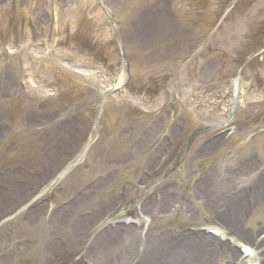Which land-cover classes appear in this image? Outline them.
<instances>
[{
  "label": "rangeland",
  "instance_id": "obj_1",
  "mask_svg": "<svg viewBox=\"0 0 264 264\" xmlns=\"http://www.w3.org/2000/svg\"><path fill=\"white\" fill-rule=\"evenodd\" d=\"M262 187L264 0H0V264H154L227 191L262 238Z\"/></svg>",
  "mask_w": 264,
  "mask_h": 264
},
{
  "label": "bare ground",
  "instance_id": "obj_2",
  "mask_svg": "<svg viewBox=\"0 0 264 264\" xmlns=\"http://www.w3.org/2000/svg\"><path fill=\"white\" fill-rule=\"evenodd\" d=\"M122 82L123 77L121 76L118 85L120 86ZM262 189L264 192V187ZM229 193L230 191H227V194L225 193L223 197L226 201L220 203L221 212L219 214L221 219H219V222H222L221 226L223 227L222 238L206 232L197 235L183 234L177 239L178 247H176L170 236L164 235V244L159 239L153 238L150 246V249H152L150 256L154 259V264H217L216 261H213L212 255L223 256L227 264H255V260H259L256 259V254L258 258L264 257V237L260 239L259 235L256 239H252L254 232L244 230L242 227L243 221L239 216L245 208L247 211V206L243 208V196L230 195V198L227 199L226 195ZM255 193L257 194V192ZM123 233L124 236L122 237L127 242L143 239V236H139V232L134 228H128ZM230 233H232V236ZM229 236L236 242L242 238L251 239L252 244L257 247L256 250L260 251L255 252L254 261L245 257L235 245H231L224 240L225 237ZM183 238L184 242H180Z\"/></svg>",
  "mask_w": 264,
  "mask_h": 264
}]
</instances>
